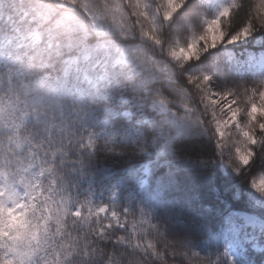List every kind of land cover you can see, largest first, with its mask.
<instances>
[{
  "label": "snow or ice",
  "instance_id": "snow-or-ice-1",
  "mask_svg": "<svg viewBox=\"0 0 264 264\" xmlns=\"http://www.w3.org/2000/svg\"><path fill=\"white\" fill-rule=\"evenodd\" d=\"M0 264H264V0H0Z\"/></svg>",
  "mask_w": 264,
  "mask_h": 264
},
{
  "label": "trees",
  "instance_id": "trees-1",
  "mask_svg": "<svg viewBox=\"0 0 264 264\" xmlns=\"http://www.w3.org/2000/svg\"><path fill=\"white\" fill-rule=\"evenodd\" d=\"M229 47H233V46H229ZM212 53H218L219 52V49H214V50H211ZM206 57H208L209 59H213L214 56L213 55H210V54H206ZM223 185V177H221V180H220V186L222 187Z\"/></svg>",
  "mask_w": 264,
  "mask_h": 264
}]
</instances>
